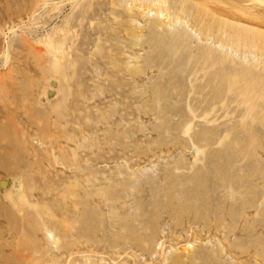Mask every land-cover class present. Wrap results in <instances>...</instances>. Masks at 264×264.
Returning a JSON list of instances; mask_svg holds the SVG:
<instances>
[{
	"label": "rangeland",
	"instance_id": "obj_1",
	"mask_svg": "<svg viewBox=\"0 0 264 264\" xmlns=\"http://www.w3.org/2000/svg\"><path fill=\"white\" fill-rule=\"evenodd\" d=\"M0 264H264V0H0Z\"/></svg>",
	"mask_w": 264,
	"mask_h": 264
}]
</instances>
